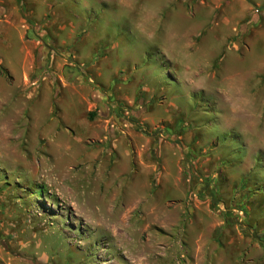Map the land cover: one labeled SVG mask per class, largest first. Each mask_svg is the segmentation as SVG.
I'll return each mask as SVG.
<instances>
[{
  "label": "rangeland",
  "instance_id": "1",
  "mask_svg": "<svg viewBox=\"0 0 264 264\" xmlns=\"http://www.w3.org/2000/svg\"><path fill=\"white\" fill-rule=\"evenodd\" d=\"M127 1L65 0L26 95L0 71V264H264V0Z\"/></svg>",
  "mask_w": 264,
  "mask_h": 264
},
{
  "label": "crops",
  "instance_id": "2",
  "mask_svg": "<svg viewBox=\"0 0 264 264\" xmlns=\"http://www.w3.org/2000/svg\"><path fill=\"white\" fill-rule=\"evenodd\" d=\"M128 1V5L133 3L132 1ZM45 2L49 4L50 10L41 15L32 9L27 14L24 13V10H28L33 4L32 0H0V47H3L5 52L8 51L10 49L9 41H11L13 34L17 35L21 43L20 57L17 56L16 61L10 62V66H5L2 58H0V71L3 70L10 77L7 84L10 85L9 93L13 96L11 99H14L17 93H20L19 95H26L28 86L27 77L35 66L34 52L35 49L40 47V40L46 39L51 44H54L58 50H61L62 53L71 54L74 57L76 53L72 50L73 39L80 34H86L85 29H83L80 23L77 24L71 20L72 7L69 3H66L65 0H58L57 2L45 0ZM149 26H151L150 28H154V23L152 22ZM115 45L100 52L104 55L101 58V65L97 69L101 70V81L106 87L105 94L110 96L116 94L117 97H120V89L122 90V94L124 90H129L127 93L133 94L139 83L136 82L135 86L131 88L130 83L121 78L119 80L121 87L119 89L114 87L113 81L120 73L118 71L119 68L108 74V65L105 66L104 63L109 59L110 55L115 54ZM97 53L99 52L95 50L90 54L94 56ZM105 69H107V72H105ZM0 75L2 74L0 73ZM14 88L18 90H14ZM42 94H45L47 97L50 96L49 83L42 90ZM8 96L10 97V95ZM25 108H27V104H25Z\"/></svg>",
  "mask_w": 264,
  "mask_h": 264
},
{
  "label": "trees",
  "instance_id": "3",
  "mask_svg": "<svg viewBox=\"0 0 264 264\" xmlns=\"http://www.w3.org/2000/svg\"><path fill=\"white\" fill-rule=\"evenodd\" d=\"M7 76H8V74L7 73H5ZM8 79L10 80V77L8 76Z\"/></svg>",
  "mask_w": 264,
  "mask_h": 264
}]
</instances>
